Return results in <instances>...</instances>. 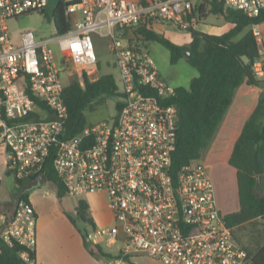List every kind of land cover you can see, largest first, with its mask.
Here are the masks:
<instances>
[{"label": "built area", "instance_id": "2783aa9c", "mask_svg": "<svg viewBox=\"0 0 264 264\" xmlns=\"http://www.w3.org/2000/svg\"><path fill=\"white\" fill-rule=\"evenodd\" d=\"M48 1L0 0L1 24L42 12ZM219 1L250 18L264 12V0ZM197 2L202 0H61L71 24L61 36L37 40L34 32L25 31L15 41L0 27V150L8 170L23 181L42 176L54 151L53 167L68 195L101 196L112 214L113 225L92 229L88 240L121 243L123 258L248 264L247 250L235 241L219 207L208 166L200 160L173 172L179 111L170 99L175 89L160 78L145 42L135 34L157 25L189 33L200 23ZM263 26L252 29L260 52L253 66L258 79H264ZM93 34L110 43L124 103L110 122L67 138L61 73L71 75L76 67L92 81L100 78ZM58 40L60 64L53 47ZM37 222L32 203L20 198L0 231L11 246L26 247V264H36Z\"/></svg>", "mask_w": 264, "mask_h": 264}, {"label": "trees", "instance_id": "16d2710c", "mask_svg": "<svg viewBox=\"0 0 264 264\" xmlns=\"http://www.w3.org/2000/svg\"><path fill=\"white\" fill-rule=\"evenodd\" d=\"M38 13L50 14L57 36L71 29L63 4L56 9L47 8ZM194 13L200 17L199 25L204 23L209 15H219L234 24V27L222 35L203 33L192 28L189 30L192 42L188 46H179L164 35L146 28L135 32L144 42H156L164 46L169 51L173 64L186 58L199 73L189 88H175L170 99V103L179 111L173 172L202 159L241 85L247 83L250 86H264V80H259L253 69L255 62L260 59V52L252 32L254 26L264 23V12L257 18H250L242 11L227 8L219 0H202L201 4L196 3ZM184 51H189L190 57H185ZM103 95H119L117 81L112 74L102 75L95 81L90 80L86 74L76 76L65 88L63 99L68 108L67 138L81 134L89 127L87 112L96 109L97 100ZM30 96L35 99L32 94ZM53 160L54 151L41 175L56 186L59 198L63 199L68 196V192L54 170ZM229 164L237 171L240 211L226 215L227 225L232 228L257 218H264V92L244 125ZM7 175L14 177L13 200L22 198L29 201L28 194L32 189L28 188L29 182L17 179L10 170H7ZM76 219L88 228H97L90 205L84 198H80L76 207ZM76 219L71 218L74 224ZM83 239L90 254L95 256L96 253L90 245L92 242L88 240V232L83 234ZM94 246L105 259L125 260L133 264L130 258L111 256L101 246ZM25 251L26 247L19 243L11 246L0 235V264H26L22 258ZM33 257L36 259V252ZM253 262L264 264V246Z\"/></svg>", "mask_w": 264, "mask_h": 264}, {"label": "crops", "instance_id": "0c3cea01", "mask_svg": "<svg viewBox=\"0 0 264 264\" xmlns=\"http://www.w3.org/2000/svg\"><path fill=\"white\" fill-rule=\"evenodd\" d=\"M129 1L138 2L140 0ZM232 25L234 27V24ZM167 29L169 28L157 25L152 31L164 35L179 46H188L192 42L190 33L174 31L166 34ZM197 30L208 33L204 29L198 28ZM150 43L152 42H145L147 48ZM159 76L162 79L160 73ZM162 80L165 82L164 79ZM259 80L262 81L264 79ZM263 92L264 86L256 87L244 83L239 87L210 147L206 151V157L204 153L201 159L209 169L210 167L212 168V173H210L215 183L218 204L225 216L240 211L237 171L229 164V160L244 125L256 109ZM7 170L8 161L6 154L3 150H0V195L3 193L5 184L8 186L7 177L10 176L7 175ZM24 181H28V188H32L28 194L29 201L37 213L38 243L36 248V264H90V256L93 259L96 257L92 256L89 249L85 246L83 235L77 226V222L74 224L71 220V218L75 219L74 214L76 215L78 204L75 206L68 204L66 200L70 197L69 195L60 199L56 186L42 176ZM13 190L14 188L9 192L6 206L0 205V231L9 223L15 213L16 201L13 200ZM93 217L97 227L110 226L112 224L111 219L110 221H106L102 217L98 218L95 215ZM232 232L235 241L247 250L250 256L248 264H255L253 260L264 246V218H257L234 226L232 227ZM56 250L59 254L56 253ZM112 255L116 257L119 253ZM131 262L133 264H152L155 263V260L149 261L146 256H137L132 258ZM123 263L130 264L125 260H107V264Z\"/></svg>", "mask_w": 264, "mask_h": 264}, {"label": "rangeland", "instance_id": "374dc122", "mask_svg": "<svg viewBox=\"0 0 264 264\" xmlns=\"http://www.w3.org/2000/svg\"><path fill=\"white\" fill-rule=\"evenodd\" d=\"M0 27H6L11 33L13 40L17 41L19 34L25 30H31L36 34L37 40L50 39L57 36L55 25L53 24L50 14H41V13H32L30 15L18 18V19H9L5 24H0ZM233 27L232 24L228 23L222 16L209 15L205 19L204 23L197 26L195 29H204L208 33L213 35H220L229 31ZM179 32L173 28L166 30V34L170 32ZM93 39L96 47V53L99 59L100 70H98V75L112 74L117 79V71L114 67L115 58L110 51V43L107 39L101 37L98 34H93ZM240 39V37L238 38ZM53 47L56 53L57 63H61L63 60V48L62 42L60 40L53 43ZM148 49L151 53L152 58L156 62L159 73L162 79L165 80V84L172 88H189L191 82L194 78L198 77V71L193 68L186 59L180 60L177 64L171 62V56L169 51L159 43L152 42L148 45ZM78 69L73 67L71 75L68 72L63 71L61 73V79L65 87L69 86L70 83L76 78V76H81L77 73ZM124 103V97L119 93V95H103L101 96L96 103V109L94 111L87 112V123L88 126H97L104 122H110L116 116L119 107ZM205 152V157H206ZM209 171L212 173V168L210 167ZM8 186H4L3 193L0 195V205L6 206V201L9 198V192L15 188L14 177H7ZM30 192V191H29ZM220 196V195H219ZM218 196V197H219ZM90 205L92 210V215H95L98 218L105 219L106 221L112 220L113 225L114 221L111 212L109 211L106 202L103 197L97 195H88L82 197ZM80 197L70 196L66 200L70 205L78 204ZM110 212V213H109ZM75 219L76 215L74 214ZM77 226L80 229V232L85 234L86 232L92 233V229L86 227L81 221L77 220ZM238 233V232H236ZM96 242V243H95ZM95 244L90 243L91 249L94 250L96 255L92 258L90 256V264H107V260L102 257L94 245H99L101 248L109 255L120 253L121 244H115L113 246H106L104 243H101V239L95 238ZM56 253L59 252L56 250ZM117 257V256H116ZM148 260H152L149 259ZM157 262V263H156ZM124 264V263H123ZM152 264H162L158 261Z\"/></svg>", "mask_w": 264, "mask_h": 264}, {"label": "water", "instance_id": "95a60500", "mask_svg": "<svg viewBox=\"0 0 264 264\" xmlns=\"http://www.w3.org/2000/svg\"><path fill=\"white\" fill-rule=\"evenodd\" d=\"M61 0H49L47 7L49 9H56L60 5ZM184 56L190 57L189 51H184ZM260 186L262 187V177L259 178Z\"/></svg>", "mask_w": 264, "mask_h": 264}]
</instances>
